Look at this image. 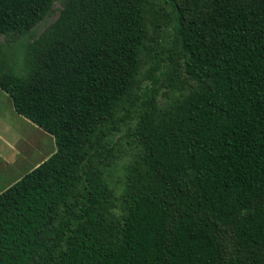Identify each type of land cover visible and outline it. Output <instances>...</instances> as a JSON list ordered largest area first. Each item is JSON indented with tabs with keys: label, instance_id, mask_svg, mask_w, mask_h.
Masks as SVG:
<instances>
[{
	"label": "trees",
	"instance_id": "16d2710c",
	"mask_svg": "<svg viewBox=\"0 0 264 264\" xmlns=\"http://www.w3.org/2000/svg\"><path fill=\"white\" fill-rule=\"evenodd\" d=\"M54 1L0 0V91L54 144L0 192V264H264V0H60L32 35Z\"/></svg>",
	"mask_w": 264,
	"mask_h": 264
},
{
	"label": "rangeland",
	"instance_id": "374dc122",
	"mask_svg": "<svg viewBox=\"0 0 264 264\" xmlns=\"http://www.w3.org/2000/svg\"><path fill=\"white\" fill-rule=\"evenodd\" d=\"M59 3L60 0L54 1L52 11L36 27L32 35L37 36L55 20L60 9ZM158 26L159 28L155 29V31L149 29V37L152 42L151 45L156 49L157 57H162L164 55L162 53H164V49L166 48L167 37L161 25L158 24ZM2 41L3 39L0 37V42ZM20 48V43L3 46L10 60L16 64V70L19 66ZM13 54L14 56L12 57ZM151 65V59L146 58L139 70L141 86L148 82L147 75ZM168 84V80L163 79L159 86L155 88L159 98L170 96L167 90ZM133 140L129 133H123L113 140L112 151L115 155V161L114 168L111 171L110 185L115 187V190H118L120 187L121 166L131 159V155L133 154ZM53 151V139L18 116L13 111L7 95L0 91V192L43 162Z\"/></svg>",
	"mask_w": 264,
	"mask_h": 264
}]
</instances>
